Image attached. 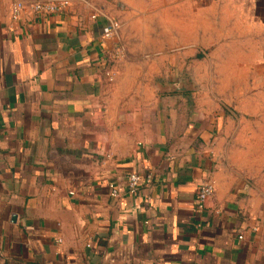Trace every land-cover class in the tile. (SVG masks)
<instances>
[{
	"label": "crops",
	"instance_id": "0c3cea01",
	"mask_svg": "<svg viewBox=\"0 0 264 264\" xmlns=\"http://www.w3.org/2000/svg\"><path fill=\"white\" fill-rule=\"evenodd\" d=\"M18 1L39 0H0V264H264V0Z\"/></svg>",
	"mask_w": 264,
	"mask_h": 264
},
{
	"label": "built area",
	"instance_id": "2783aa9c",
	"mask_svg": "<svg viewBox=\"0 0 264 264\" xmlns=\"http://www.w3.org/2000/svg\"><path fill=\"white\" fill-rule=\"evenodd\" d=\"M69 4V0H39L29 4L22 1H18L12 5L11 15L13 19L19 20L21 16L28 10H32L38 15L59 13L64 11L69 6ZM119 28L120 23L118 21L110 20L105 26L103 34L106 38H111L116 35ZM143 180H145L149 184L152 181V176L147 175L145 178H143L142 175L137 172L130 173L127 182L128 191L130 193H136L140 189ZM110 188L112 196H120L121 192L115 183H111ZM214 193V184L210 181L204 182L197 193V207L201 210L205 209L208 200L214 195ZM240 238H242V236H240Z\"/></svg>",
	"mask_w": 264,
	"mask_h": 264
},
{
	"label": "water",
	"instance_id": "95a60500",
	"mask_svg": "<svg viewBox=\"0 0 264 264\" xmlns=\"http://www.w3.org/2000/svg\"><path fill=\"white\" fill-rule=\"evenodd\" d=\"M190 88L189 84H173V85H166L163 87L162 91L164 92H185L188 91Z\"/></svg>",
	"mask_w": 264,
	"mask_h": 264
},
{
	"label": "rangeland",
	"instance_id": "374dc122",
	"mask_svg": "<svg viewBox=\"0 0 264 264\" xmlns=\"http://www.w3.org/2000/svg\"><path fill=\"white\" fill-rule=\"evenodd\" d=\"M137 32V31H136ZM131 44L133 45L134 44V41L131 42ZM168 78H164L163 81H166V82H170V83H175V84H190V79L187 80L188 78L185 76L184 73H182L181 75H173V77H169L167 75ZM171 78V79H169ZM174 78H179L178 80H175Z\"/></svg>",
	"mask_w": 264,
	"mask_h": 264
}]
</instances>
